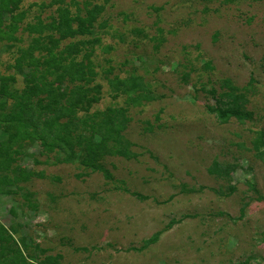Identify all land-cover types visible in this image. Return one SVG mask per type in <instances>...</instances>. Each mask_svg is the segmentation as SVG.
<instances>
[{
  "label": "rangeland",
  "instance_id": "rangeland-1",
  "mask_svg": "<svg viewBox=\"0 0 264 264\" xmlns=\"http://www.w3.org/2000/svg\"><path fill=\"white\" fill-rule=\"evenodd\" d=\"M61 2L99 7L93 110L122 108L127 123L100 161L106 173L28 148L20 166L41 176L0 193V224L59 264H264V0H23L24 23ZM18 37L0 43L1 74L28 45ZM110 66L108 78L142 80L145 98L113 97ZM231 88L251 120L220 124L208 112Z\"/></svg>",
  "mask_w": 264,
  "mask_h": 264
},
{
  "label": "trees",
  "instance_id": "trees-1",
  "mask_svg": "<svg viewBox=\"0 0 264 264\" xmlns=\"http://www.w3.org/2000/svg\"><path fill=\"white\" fill-rule=\"evenodd\" d=\"M22 2L0 0L2 47L22 43L19 32L29 38L26 47H17L10 67L13 74L0 73L1 194L7 193L6 187L10 191L14 188L12 193L16 194L23 189L20 184L41 176V172L20 166L24 158L33 157L27 150L35 146L47 158L46 162L51 158L53 164L78 163L85 169L105 172L100 161L106 154L115 153L127 123L122 108L93 110L100 102L102 89L96 80L99 73L91 53V43L96 42L90 41L99 7L89 3L85 6L91 9L83 5L72 12L61 2L48 17H38L32 24L24 23L27 13L20 8ZM111 72L110 66L105 71V80L113 97L125 95L129 104L145 98L142 94L145 85L133 73L124 78L117 75L108 78ZM18 78L22 79L21 88L16 86ZM209 93L214 95L216 91ZM246 102L243 93L231 88L219 94L208 112L220 124L231 119L251 120L253 114L245 110ZM30 197L25 192L22 198L28 201ZM16 235V230L0 224V264H59L60 256L47 255V249L39 245L34 246L35 252H29L25 238Z\"/></svg>",
  "mask_w": 264,
  "mask_h": 264
}]
</instances>
